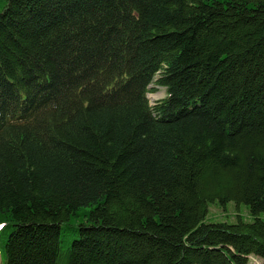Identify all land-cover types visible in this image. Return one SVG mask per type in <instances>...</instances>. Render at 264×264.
<instances>
[{
    "label": "trees",
    "instance_id": "trees-1",
    "mask_svg": "<svg viewBox=\"0 0 264 264\" xmlns=\"http://www.w3.org/2000/svg\"><path fill=\"white\" fill-rule=\"evenodd\" d=\"M0 227L4 264H264V0H0Z\"/></svg>",
    "mask_w": 264,
    "mask_h": 264
},
{
    "label": "rangeland",
    "instance_id": "rangeland-1",
    "mask_svg": "<svg viewBox=\"0 0 264 264\" xmlns=\"http://www.w3.org/2000/svg\"><path fill=\"white\" fill-rule=\"evenodd\" d=\"M150 88H155V91L152 93H149L147 95L149 104L153 106L158 100H162L166 97V91L164 88L161 87H154L150 86ZM226 209V210H225ZM223 211L221 209L217 208H212L211 211L209 212L206 221L207 222H228V223H233L236 221L235 219V212L236 208L233 203H229L226 208ZM226 212V213H225ZM242 219L246 222L251 221V217L249 215V212L245 206L240 207V214H239ZM261 263V260L251 257L249 260L248 264H259ZM0 264H4V257L3 255L1 256L0 254Z\"/></svg>",
    "mask_w": 264,
    "mask_h": 264
},
{
    "label": "crops",
    "instance_id": "crops-1",
    "mask_svg": "<svg viewBox=\"0 0 264 264\" xmlns=\"http://www.w3.org/2000/svg\"><path fill=\"white\" fill-rule=\"evenodd\" d=\"M250 258H251V257H249V260H250ZM259 264H261V263H259Z\"/></svg>",
    "mask_w": 264,
    "mask_h": 264
}]
</instances>
